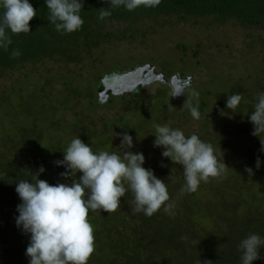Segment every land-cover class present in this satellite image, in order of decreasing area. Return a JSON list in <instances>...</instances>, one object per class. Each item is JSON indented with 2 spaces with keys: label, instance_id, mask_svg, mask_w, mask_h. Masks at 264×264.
<instances>
[{
  "label": "trees",
  "instance_id": "obj_1",
  "mask_svg": "<svg viewBox=\"0 0 264 264\" xmlns=\"http://www.w3.org/2000/svg\"><path fill=\"white\" fill-rule=\"evenodd\" d=\"M29 3L37 10L29 22L31 32L12 35L8 50L0 48V77L9 70L27 65L35 68L48 60L82 63L103 42L134 37L142 30L141 20L156 19L162 14L175 13L181 19L212 16L218 23L232 21L255 29L264 41V0H161L158 6H141L134 11L123 6L110 8L108 0H83L82 27L63 34L48 21L45 0ZM101 9L110 10L111 16L98 19ZM13 49H19L21 55L12 58ZM164 73L171 85L172 72ZM104 75L98 73L94 86L88 81L89 85L74 87L63 77L62 86L52 92V80L47 78L40 85L0 96V108L14 124L7 125L0 117V264H29L30 260L26 255L30 234L16 224L17 205L21 203L15 190L19 180L35 182L36 173L43 166L45 171L39 173V179L53 185L70 183L71 177L60 175L66 168L54 162L63 160V151L72 139L79 137L93 152L121 154L124 149L117 134L123 132L133 137L131 151L144 154L143 167L164 180L170 196L165 206L171 204L172 208L165 212L162 206L151 217L143 212L133 213L129 190L116 211L90 210L94 252L87 264H241L240 241L252 233L264 238V151L257 143L256 138L260 137L252 135L253 131L239 120L235 130L224 127L210 134L207 128L209 118L218 117L221 110H231L226 107L229 95L242 96L238 113L234 114L237 118L251 115L257 97L244 98L243 92L249 89L235 83L225 89V100H199L197 121L201 126L194 134L213 146L226 167L219 177L201 181L195 192L181 194L185 183L183 168L163 157L162 147H154V125L167 124L183 131L186 137L192 135L181 127V122L192 118L190 111L177 105L185 102L188 89L184 95L171 97L172 88L167 85L154 95L146 94L144 87L137 85L131 91H108L103 97V78L107 81L113 77ZM205 94L210 97L213 92ZM192 102L195 106L196 100ZM101 106L111 108L112 113L96 114L94 110ZM67 110L73 112L71 116L66 115ZM202 112L208 113L202 116ZM246 167L253 170L252 175ZM259 255L260 259L252 264H264V246Z\"/></svg>",
  "mask_w": 264,
  "mask_h": 264
},
{
  "label": "clouds",
  "instance_id": "obj_2",
  "mask_svg": "<svg viewBox=\"0 0 264 264\" xmlns=\"http://www.w3.org/2000/svg\"><path fill=\"white\" fill-rule=\"evenodd\" d=\"M48 10L47 19L55 30L72 33L79 30L84 21L80 15L84 8L83 0H45ZM161 0H108L110 8L123 6L128 11L138 7H155ZM0 48L8 50L12 44V35L31 32L30 21L37 10L29 0H0ZM111 16V11L101 9L98 19ZM21 55L19 49H13L12 58ZM184 95L173 90L171 97ZM199 93L195 90L183 104L194 119L200 118ZM192 98L196 99L195 106ZM240 94L228 96L226 107L234 112L240 102ZM174 108L171 103L169 110ZM222 114H225L221 110ZM254 126L252 135L264 133V93L257 97L254 110L249 117ZM154 147H162L163 157L170 158L174 164L182 166L185 183L181 194L195 192L201 183L216 178L225 171L226 164L221 162L209 143L201 141L196 134L186 137L180 129L169 125H154ZM121 136V154L101 150L93 152L91 146L79 137L71 140L64 150L63 160L54 163L63 165L66 171L60 173L64 178L71 177L70 183L50 184L39 179V173L45 171L40 166L35 182L19 180L16 192L21 200L17 205L19 215L16 224L25 233L30 234V243L26 255L29 264H87L94 252V229L88 220L89 211L114 212L120 206L121 198L129 190L132 193L133 213L143 212L151 217L170 196L164 180L158 178L153 170L143 167L145 156L142 152H133V137L127 132ZM261 150L264 151V138H261ZM256 167H260L257 157ZM249 175L253 170L246 167ZM79 174V175H77ZM171 204L164 207L170 212ZM186 240V237H181ZM195 243V242H194ZM264 246V238L252 233L243 238L238 249L241 264H252L260 259L259 249ZM210 262V261H207Z\"/></svg>",
  "mask_w": 264,
  "mask_h": 264
},
{
  "label": "rangeland",
  "instance_id": "obj_3",
  "mask_svg": "<svg viewBox=\"0 0 264 264\" xmlns=\"http://www.w3.org/2000/svg\"><path fill=\"white\" fill-rule=\"evenodd\" d=\"M139 26L142 30L134 37L103 42L93 55L87 57L82 63L48 60L45 64H39L35 68L27 65V67L7 71L0 77V96L7 95L11 91L22 90L25 86L33 87L38 83L40 85L47 78L52 80V92L62 86L63 77L69 85L74 84V87L81 88L89 85L88 81H91L90 84L94 86L98 73L105 74L104 76L113 74V78L120 79L121 76L123 78L124 75H132L128 73L132 68L135 69L146 63L151 64L158 71H171L172 75L184 73L183 80L180 81L183 84L181 91L187 88L186 94L189 96V93L195 90L199 93V100L204 99L209 102L210 98L212 101L225 100V89L235 83L242 84L249 89L243 92V97L249 95L246 97L249 100L264 93V41L259 39L260 33L255 29L232 21L218 23L212 16L197 18L186 16L181 19L175 13L162 14L156 19H143ZM139 75L136 77L139 81L147 78ZM103 79L106 82V78ZM131 80L130 84L134 78ZM105 84L107 88L105 91L108 92L112 84L110 82ZM138 85L144 87L148 95L156 94L162 85L172 88L171 93L174 90L172 84L170 85L166 80L154 79ZM136 86L133 85L126 89L119 87L115 90H119V93L131 91ZM207 91H212L213 94L209 97L205 94ZM106 92L100 91V95L104 97ZM81 97L79 94L78 98L81 99ZM192 100L196 99L192 98ZM183 104V102L177 104L179 109H183ZM0 111L2 120H5L7 125H14L10 121L12 119L4 114L5 111L2 108ZM94 111L101 115L112 113V109L105 106L96 108ZM223 112L225 114L221 113L216 118H209L208 133L214 134L219 128L224 127L235 130L234 125L238 120L246 124L249 131L254 130L250 116L237 118L234 115L235 112L238 113L237 110L232 112L226 109ZM72 113L71 110H67L66 115L71 116ZM207 113L202 112L201 115L204 116ZM200 126V122L193 117L181 122V127L188 129L191 134L196 133ZM248 137L251 136L248 135ZM261 138H264V134ZM261 138H256L260 145Z\"/></svg>",
  "mask_w": 264,
  "mask_h": 264
},
{
  "label": "water",
  "instance_id": "obj_4",
  "mask_svg": "<svg viewBox=\"0 0 264 264\" xmlns=\"http://www.w3.org/2000/svg\"><path fill=\"white\" fill-rule=\"evenodd\" d=\"M140 71H144L145 74H147V78H144V80H140V84H144L145 82H150L154 79H158V80H166V77H165V73L161 70H156L154 69V66H152L151 64H148L146 63L145 65H141V66H138L137 68L135 69H132L131 71H129L128 73L130 74H134V72H140ZM127 74V73H125ZM183 80V76L181 75H172L170 77V83L172 84V86L174 87L175 90H178V91H181L182 88H183V84L180 83V81ZM187 81H190V80H187ZM107 88L105 87L104 90L102 91H105ZM113 92H119L118 90H114ZM179 95L175 96V97H178Z\"/></svg>",
  "mask_w": 264,
  "mask_h": 264
},
{
  "label": "flooded vegetation",
  "instance_id": "obj_5",
  "mask_svg": "<svg viewBox=\"0 0 264 264\" xmlns=\"http://www.w3.org/2000/svg\"><path fill=\"white\" fill-rule=\"evenodd\" d=\"M138 74H140L139 76L141 77V76H146L147 77V75L145 74V72L144 71H140ZM129 79V78H128ZM127 78H120V79H115V78H111V80H107L106 82H110L112 85L110 86L111 88H109V90L108 91H114L116 88H119V87H121V88H129V87H131V86H136V85H138V84H140L139 82H135V80L133 81V82H131V84H130V82L129 81H132V80H128ZM121 81V82H120ZM136 81H139L137 78H136ZM105 82V83H106ZM123 82V83H122ZM104 83V84H105ZM106 85V84H105ZM105 85H104V88H105ZM107 90V89H106ZM119 91V90H118ZM101 92H102V90H101ZM104 92H106V91H104ZM106 93H108V92H106Z\"/></svg>",
  "mask_w": 264,
  "mask_h": 264
},
{
  "label": "bare ground",
  "instance_id": "obj_6",
  "mask_svg": "<svg viewBox=\"0 0 264 264\" xmlns=\"http://www.w3.org/2000/svg\"><path fill=\"white\" fill-rule=\"evenodd\" d=\"M139 72H134V74H132V75H124L123 77L124 78H129L128 80H131V79H133L134 78V80H136V77H138V74ZM135 82H140V81H135Z\"/></svg>",
  "mask_w": 264,
  "mask_h": 264
}]
</instances>
